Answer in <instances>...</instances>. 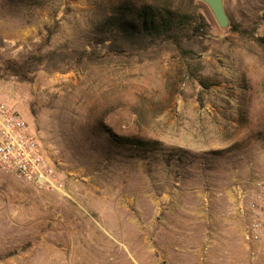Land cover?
<instances>
[{
  "label": "rangeland",
  "instance_id": "obj_1",
  "mask_svg": "<svg viewBox=\"0 0 264 264\" xmlns=\"http://www.w3.org/2000/svg\"><path fill=\"white\" fill-rule=\"evenodd\" d=\"M224 4L236 31L200 0H0V102L65 184L0 171V264H264L233 197L264 178V0ZM143 5L185 20L186 53L115 37L119 8Z\"/></svg>",
  "mask_w": 264,
  "mask_h": 264
},
{
  "label": "built area",
  "instance_id": "obj_2",
  "mask_svg": "<svg viewBox=\"0 0 264 264\" xmlns=\"http://www.w3.org/2000/svg\"><path fill=\"white\" fill-rule=\"evenodd\" d=\"M0 171L47 191L65 190L58 168L21 114L0 102ZM235 212L243 219L248 245L264 243V178L240 180L233 187Z\"/></svg>",
  "mask_w": 264,
  "mask_h": 264
},
{
  "label": "trees",
  "instance_id": "obj_3",
  "mask_svg": "<svg viewBox=\"0 0 264 264\" xmlns=\"http://www.w3.org/2000/svg\"><path fill=\"white\" fill-rule=\"evenodd\" d=\"M206 18H201L193 27V36L197 38L208 29ZM111 25L115 37H121L130 41H142L150 44L160 45L164 42H171L179 51L186 53L185 48V20L180 18L176 12L162 10L153 5H143L141 7H121L117 11L116 17L108 22ZM230 27L232 26L230 21ZM236 31V30H235ZM264 45V38L257 40ZM12 70L18 76L28 78V71L23 66H15L10 63ZM112 141L119 147L135 152L147 151L158 145L156 141H149L135 136L123 137L109 132Z\"/></svg>",
  "mask_w": 264,
  "mask_h": 264
},
{
  "label": "water",
  "instance_id": "obj_4",
  "mask_svg": "<svg viewBox=\"0 0 264 264\" xmlns=\"http://www.w3.org/2000/svg\"><path fill=\"white\" fill-rule=\"evenodd\" d=\"M207 4L211 9L212 14L217 20L219 26L223 29L228 28L230 25L229 16L225 10L224 0H200Z\"/></svg>",
  "mask_w": 264,
  "mask_h": 264
},
{
  "label": "crops",
  "instance_id": "obj_5",
  "mask_svg": "<svg viewBox=\"0 0 264 264\" xmlns=\"http://www.w3.org/2000/svg\"><path fill=\"white\" fill-rule=\"evenodd\" d=\"M226 249V248H225Z\"/></svg>",
  "mask_w": 264,
  "mask_h": 264
}]
</instances>
